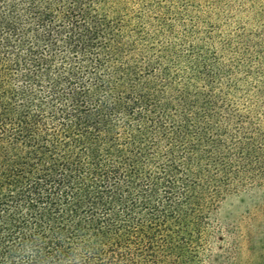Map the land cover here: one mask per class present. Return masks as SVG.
Here are the masks:
<instances>
[{"label": "trees", "instance_id": "1", "mask_svg": "<svg viewBox=\"0 0 264 264\" xmlns=\"http://www.w3.org/2000/svg\"><path fill=\"white\" fill-rule=\"evenodd\" d=\"M264 197V0H0V264H207Z\"/></svg>", "mask_w": 264, "mask_h": 264}, {"label": "rangeland", "instance_id": "2", "mask_svg": "<svg viewBox=\"0 0 264 264\" xmlns=\"http://www.w3.org/2000/svg\"><path fill=\"white\" fill-rule=\"evenodd\" d=\"M210 219L207 264H264V197H226Z\"/></svg>", "mask_w": 264, "mask_h": 264}, {"label": "clouds", "instance_id": "3", "mask_svg": "<svg viewBox=\"0 0 264 264\" xmlns=\"http://www.w3.org/2000/svg\"><path fill=\"white\" fill-rule=\"evenodd\" d=\"M68 264H72V262L71 261H68Z\"/></svg>", "mask_w": 264, "mask_h": 264}]
</instances>
